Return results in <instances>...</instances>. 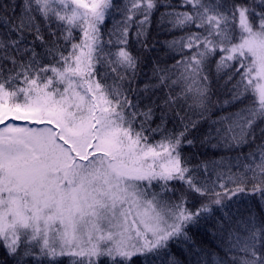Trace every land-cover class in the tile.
I'll list each match as a JSON object with an SVG mask.
<instances>
[{
	"label": "snow or ice",
	"instance_id": "snow-or-ice-1",
	"mask_svg": "<svg viewBox=\"0 0 264 264\" xmlns=\"http://www.w3.org/2000/svg\"><path fill=\"white\" fill-rule=\"evenodd\" d=\"M0 264H264V0H0Z\"/></svg>",
	"mask_w": 264,
	"mask_h": 264
},
{
	"label": "trees",
	"instance_id": "trees-1",
	"mask_svg": "<svg viewBox=\"0 0 264 264\" xmlns=\"http://www.w3.org/2000/svg\"><path fill=\"white\" fill-rule=\"evenodd\" d=\"M109 27H111V24H109ZM152 35H151V39L152 41L156 44V54H162V50H161V42L169 39V34L165 31L162 30H158L155 24V21L153 22V27H152ZM133 51H136V47L133 46ZM222 83V82H221ZM214 88L219 89V91L217 92L218 95L221 96V98H223V88L221 87V84H217L216 82H214ZM240 107V105H234L229 109H225V111H235Z\"/></svg>",
	"mask_w": 264,
	"mask_h": 264
}]
</instances>
